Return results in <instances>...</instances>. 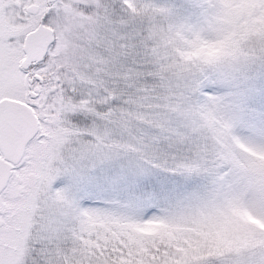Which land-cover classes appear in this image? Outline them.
I'll return each mask as SVG.
<instances>
[{"label":"snow or ice","instance_id":"snow-or-ice-1","mask_svg":"<svg viewBox=\"0 0 264 264\" xmlns=\"http://www.w3.org/2000/svg\"><path fill=\"white\" fill-rule=\"evenodd\" d=\"M247 9L264 21V0ZM223 19L220 0H0V264H137L120 244L86 250L90 221L264 218V28L241 37ZM39 153L25 226L3 202ZM179 260L264 264V234Z\"/></svg>","mask_w":264,"mask_h":264},{"label":"rangeland","instance_id":"rangeland-1","mask_svg":"<svg viewBox=\"0 0 264 264\" xmlns=\"http://www.w3.org/2000/svg\"><path fill=\"white\" fill-rule=\"evenodd\" d=\"M223 6V22L235 30L233 34L247 37L264 28L260 17L246 19L249 15L247 5L250 0H220ZM227 42L212 46L200 44L191 51L183 53L188 58L200 55L217 54ZM256 159L264 163V157L255 154ZM49 157L46 153L36 155L31 170L19 177L20 183L13 184L9 190L8 208L18 212L20 222L28 223V212L32 202L45 192L46 174ZM264 234V218L250 211L230 209L224 215L210 217L201 224H167L160 221L143 224H105L95 221L88 223L80 243L86 250L99 248L101 244H120L131 250L137 257V264H145L141 257L152 259L149 249H161L163 255L171 250L175 255L168 257L167 264H180V257L190 254L208 253L211 250H235L251 246L257 237ZM94 237L89 239V237Z\"/></svg>","mask_w":264,"mask_h":264},{"label":"flooded vegetation","instance_id":"flooded-vegetation-1","mask_svg":"<svg viewBox=\"0 0 264 264\" xmlns=\"http://www.w3.org/2000/svg\"><path fill=\"white\" fill-rule=\"evenodd\" d=\"M3 207L6 208V209H9L8 208V202L7 201L3 202Z\"/></svg>","mask_w":264,"mask_h":264},{"label":"trees","instance_id":"trees-1","mask_svg":"<svg viewBox=\"0 0 264 264\" xmlns=\"http://www.w3.org/2000/svg\"><path fill=\"white\" fill-rule=\"evenodd\" d=\"M211 251H215V250H211ZM202 254H205V255H206V254H208V253H202Z\"/></svg>","mask_w":264,"mask_h":264}]
</instances>
